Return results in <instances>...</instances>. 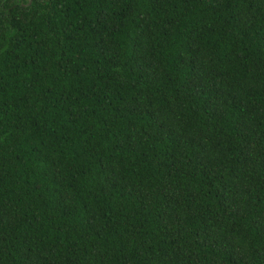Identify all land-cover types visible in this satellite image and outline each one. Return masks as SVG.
I'll return each mask as SVG.
<instances>
[{"label":"trees","instance_id":"obj_1","mask_svg":"<svg viewBox=\"0 0 264 264\" xmlns=\"http://www.w3.org/2000/svg\"><path fill=\"white\" fill-rule=\"evenodd\" d=\"M0 264H264V0H0Z\"/></svg>","mask_w":264,"mask_h":264}]
</instances>
